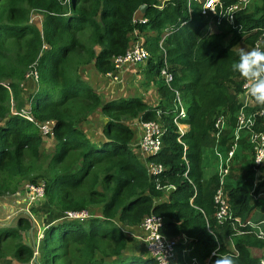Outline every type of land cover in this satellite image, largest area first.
I'll return each instance as SVG.
<instances>
[{
	"label": "trees",
	"instance_id": "obj_1",
	"mask_svg": "<svg viewBox=\"0 0 264 264\" xmlns=\"http://www.w3.org/2000/svg\"><path fill=\"white\" fill-rule=\"evenodd\" d=\"M256 1L234 12L229 22L219 15L228 14L237 0H219L215 13L206 15L194 0H69L67 6L59 0H0V194L11 190L9 182L15 177L29 176L23 157H40L39 126L54 122L55 152L43 183L45 203L55 216L41 239L42 264H57L71 246L81 264H156L125 253L129 239L123 227L139 228L150 214L164 220L163 236L184 235L190 241L185 254L178 244L176 264H188L192 258L203 263L218 243V254L232 256L236 264H259L264 240L246 233L247 227L234 236L228 222H217L214 195L219 178L217 173L206 178L202 166L207 149L219 145L228 150L233 143L245 81L230 65L238 60L239 45L250 50L262 40L264 48V0ZM142 6L147 23L133 24ZM32 12L41 14L40 22H30ZM211 24L215 30L208 33ZM134 30L154 34L144 45L149 52L145 76L159 82L155 106L139 97L104 101L79 75L80 68L92 63L101 76L112 71L111 59L129 48ZM164 61L173 74L171 89L159 80ZM30 73L37 76V88L29 97V115L13 114ZM174 91L186 106V118L180 121L188 126L184 135L173 123ZM260 110L251 101L245 112ZM219 116L225 118V130L217 139ZM134 120L155 121L165 128L161 151L147 158L164 169L155 177L131 147L134 134L128 122ZM85 124L91 129L101 125L102 135H96L97 128L87 134ZM254 130L264 131L262 118L256 119ZM238 146L225 188L233 216L245 222L259 210L254 197L264 189V179L252 191L253 151L244 135ZM259 171L264 173V165ZM155 181L175 190L165 195ZM30 182L38 184L36 179ZM67 211H87L93 217L62 219ZM30 227V220L20 218L16 227L0 228V252L5 240L20 241L21 231ZM226 237L233 238L237 255L229 254ZM33 254L32 246L16 244L14 255L21 264L29 263Z\"/></svg>",
	"mask_w": 264,
	"mask_h": 264
},
{
	"label": "built area",
	"instance_id": "obj_2",
	"mask_svg": "<svg viewBox=\"0 0 264 264\" xmlns=\"http://www.w3.org/2000/svg\"><path fill=\"white\" fill-rule=\"evenodd\" d=\"M63 6H67L69 0H59ZM250 0H237L236 9L230 13L231 15L237 10L244 9L247 4H249ZM204 4L202 5L201 13L206 15L207 11L210 13H215L216 6L219 4V0H204ZM165 2H161L159 7L163 6ZM192 12L190 6L188 7V13ZM229 14V13H228ZM228 20V19H227ZM229 21V20H228ZM232 22V21H231ZM133 24H145L147 23V19L143 17L140 12H137L133 19ZM140 31L134 30L131 34L132 39L129 48L125 51L123 55L115 56L111 59L112 63V71L105 74V78L113 83H122V75L123 71L127 68L134 67L139 65L149 58V52L146 49L143 42L138 40ZM160 47L162 45V40L159 43ZM255 48L264 49L262 46V40L256 44ZM27 77L32 78V80L36 81L37 76L35 73H30ZM159 77L162 83L171 89V83L173 81V74L169 71L166 62L164 61V65L160 70ZM245 84V83H244ZM244 84L242 86V92L239 95L240 103L242 107L239 112L235 116L236 118V127L232 131L233 143L230 148L224 149L221 146L217 145L213 148L214 156L217 161V175L219 178V187L214 195V203L216 205V214L215 218L219 224H224L228 222L232 229L235 231L234 236L244 234L243 231L240 230L241 227H247L249 229L248 234H252L257 240H264V218L262 219H253L242 222L239 218L233 216L228 191L226 190V184L228 182V177L230 175V163L236 155L238 147V142L242 138V135L247 137V141L250 144L253 151V163L256 169L255 174L253 175V186L252 191L258 184L259 180L256 178V173L264 163H256V157L258 153L264 151V131H255V123L257 118H262L264 120V110L257 111L255 113H246L245 109L250 105L251 98L246 96V90L244 88ZM175 99H174V109L176 111L175 118L173 119V123L176 125L177 132L179 135H184L188 126L180 122L181 120L186 118V106L183 103L180 94L178 91H174ZM28 116L29 113H19ZM141 135L137 144L134 146L141 160L144 161V164L147 168L148 174L150 176L155 177L156 175L161 174L164 169L163 167L155 162L148 161L147 158L149 156L157 155L162 148V137L165 132V128L162 127L159 123L155 121L148 122H139ZM40 133L43 136H53V128L54 122L48 121L41 126ZM215 129L217 132L215 133V137L218 139L220 134L225 130V118L219 116L215 121ZM178 142H181L178 140ZM156 182V188L161 190L165 195L169 194L171 191L175 190L173 185H167L164 187H160ZM24 192L26 203V215L30 216L28 212L29 206L33 205L37 201H41L45 199V184L43 182L38 184H27L22 188L19 192ZM261 195L264 196V193H257L256 198L258 201L262 200ZM192 201V199H191ZM93 215L87 211L81 212H71L67 211L62 214V219L65 220H79L84 221L86 219L92 218ZM158 220L160 222V227L155 223ZM30 222H32L30 220ZM164 223V220L156 215L150 214L144 217L141 224L139 225L140 235L138 237L139 242L142 245V249L145 257L152 259L156 264H176L177 260V246L181 244L184 246L183 254L190 251L188 245L190 241L184 236L181 235L178 238H168L163 236L160 233L161 227ZM46 229V228H45ZM44 234V233H43ZM43 238L41 235L40 240ZM226 249L229 251V254L237 255L235 250L234 242L232 237H226ZM228 243V244H227ZM162 245V251L164 253L165 259L162 256H157L153 251L156 250V245ZM219 243L218 247L219 248ZM213 257L210 256L203 261V263H199L197 259L192 258L188 264H211V259ZM259 264H264V251L262 252L261 259Z\"/></svg>",
	"mask_w": 264,
	"mask_h": 264
},
{
	"label": "rangeland",
	"instance_id": "obj_3",
	"mask_svg": "<svg viewBox=\"0 0 264 264\" xmlns=\"http://www.w3.org/2000/svg\"><path fill=\"white\" fill-rule=\"evenodd\" d=\"M194 1L197 3H200L201 6L204 4L203 3L204 0H194ZM256 2H257L256 0H250L249 4H247L246 7L251 8L254 4L258 3ZM41 19H42V16L40 13H37V12L31 13V16H30L31 23L40 22ZM214 30H215V27L211 24V26L208 27L207 32L208 33L213 32ZM150 35L153 36L154 34L148 31L139 33L138 40L145 43V41L150 37ZM131 40H133L132 37H131ZM242 47L246 49V47L242 44L238 46L239 49ZM145 68H146V61L134 67L125 69L122 75L123 82L120 83L121 85H119V87L123 88L122 92H125L126 90L124 86L128 87L129 95L132 96V94H135L139 98L145 95L144 97L147 99V101L153 104H157L156 90L154 88L156 87V85L158 86L159 82L157 81L156 84L153 82H150L146 78V76H144V78L141 79L140 75L146 74ZM82 72L83 70L80 71L79 73L80 76ZM127 74H129L130 77H133L132 81H130L129 78H125ZM136 77L138 78L136 79ZM27 79L30 80L31 82H34V84L37 86V83L34 80H32V78L28 77ZM159 80H161L160 77H159ZM136 84L139 85V87L137 86L138 91L136 90V88H134ZM150 85H153V86H150ZM110 86L113 89H116L115 87H113L115 86V84L113 85L110 84ZM97 87L101 88L102 85L98 86L97 84ZM150 89H154L153 92H150ZM141 90L143 91V95L141 93ZM104 93L105 91L103 92L102 95H104ZM121 94L119 93L117 94V92H115L114 95L118 96ZM104 96L110 97L106 93ZM126 96H128V94H126ZM101 98L104 101L108 100L104 98L103 96H101ZM10 112L13 114L29 113L30 112L29 96L21 98L20 102L17 105H15L14 108H11ZM103 120L105 121V119ZM104 121H101V122H104ZM83 129L84 131L87 132V134H88V131H93L94 129H96V135H99V136L102 135L101 125L97 127V125L94 124L93 128L91 129V124H85L83 125ZM93 134H95V131H93ZM134 135H136V133ZM40 152H41L40 157L37 160L31 159L28 155H25L23 157V163L29 166L30 168L29 176L25 178L15 177L9 182V184L11 185V190L10 191L4 190L5 192L0 194V228H3V227H13L14 228L17 226V220L20 218L31 220L32 221L31 223H33L35 226L32 234H30V229L27 231L26 230L21 231L20 241L7 239L2 243L1 252H0V264H21L20 262L16 261L15 255H14L17 243H22L24 245L29 246L30 248L33 243L35 244V249H33V247L32 249L34 252L33 258H36V263H34L32 259L29 263H22V264H42L41 259H40V253H39V247L41 245V240L39 238H41V235H43L45 228L48 225H50L49 223H51V220H53L52 218L55 216L54 212L50 207L46 205L45 200L43 199L41 201L35 202L33 205H31V207L29 206L28 212L30 213V216L28 217V215H26L27 201L25 200L24 192L22 191V192L17 193L18 191H21L22 188L25 187L27 184H32L30 182L31 179H36L37 183L47 181L46 176H47L48 164H49L50 158L53 156L55 152V142L51 136H43V144L40 147ZM204 155H205L206 161L204 164V158H203V164L206 167V175L208 176L211 172L217 171L218 163L215 159L213 150L207 149ZM70 161H71V157L68 158V162ZM260 173L261 172L259 170L256 173V177L260 180L258 183H260L264 179L263 177L264 173L262 172L263 173L262 176H260ZM229 182L232 185L235 184L234 181H232L231 179H229ZM259 193H264V192H262V190L260 189ZM263 198L264 196L261 195V199ZM123 230L125 231L129 239L128 247L125 253H127L128 255L135 253L137 255L145 256L141 243L139 242V240H136L135 238L138 235H140V229L135 228V229H131L130 231H128V229L123 227ZM72 247H75V246H71L70 250L66 253V256L64 257V259H62L57 264H81V261L77 257L74 251V248ZM42 252H43V244H42L41 253Z\"/></svg>",
	"mask_w": 264,
	"mask_h": 264
},
{
	"label": "clouds",
	"instance_id": "obj_4",
	"mask_svg": "<svg viewBox=\"0 0 264 264\" xmlns=\"http://www.w3.org/2000/svg\"><path fill=\"white\" fill-rule=\"evenodd\" d=\"M236 7V5L231 6L228 10L229 14H220L219 16L227 18L229 22L233 21L234 16L230 13H232ZM230 68L233 73H238L240 78L245 81L244 88L246 90V96L251 98L258 108L264 110V49L252 48L249 50L243 47L240 48L238 60L232 62ZM256 163H264V151L258 153ZM155 223L160 227V222L158 220H156ZM213 238L217 239L215 235H213ZM161 249L162 245L157 244L156 250L153 252L157 256H162L166 261ZM211 256L214 257L212 264H236L232 256L218 254V248L213 250Z\"/></svg>",
	"mask_w": 264,
	"mask_h": 264
},
{
	"label": "crops",
	"instance_id": "obj_5",
	"mask_svg": "<svg viewBox=\"0 0 264 264\" xmlns=\"http://www.w3.org/2000/svg\"><path fill=\"white\" fill-rule=\"evenodd\" d=\"M96 50H98V48L96 49ZM83 70V72L81 73V78L82 79H84V80H88L90 83H91V86L101 95V96H103L104 98H106V99H114V98H119V97H138L137 95H135V94H132V96L131 95H129V88L128 87H125L124 86V88L126 89L125 90V92H122L123 91V88H120L119 87V85H121L120 83H113V82H111V81H109V80H107L106 78H105V76H101V75H99L97 72H96V70H95V68H94V64L92 63V64H88V65H86V66H83L82 68H80V71H82ZM80 71H79V73H80ZM125 75V74H124ZM138 76V75H137ZM141 76V79H143L144 78V76H145V74H141L140 75ZM125 78H129L130 79V81H132V79H133V77H130L129 76V74H127L126 75V77ZM138 77H136V79H137ZM97 84H98V86L99 85H102V87L101 88H98L97 87ZM110 84H115V86H113V87H115L116 89H113L111 86H110ZM139 87V85L138 84H136V86L134 87V88H136V90L138 91V87ZM150 86H153V85H150ZM157 86V85H156ZM36 88H37V86L34 84V82H31L30 80H26V82L24 83V85H23V95H24V97H26V96H31V95H33L34 94V92H35V90H36ZM131 88V87H130ZM156 88L157 87H155L154 89L156 90ZM154 89H150V92H153V90ZM105 91V93L107 94V95H109L110 97H106V96H104L105 95V93H104V95H102L103 94V92ZM115 92H117V94L119 93V94H121V93H123V94H121V95H118V96H115L114 94H115ZM141 93H142V95H143V91L141 90ZM126 94H128V96H126ZM145 95H143L142 97H140L142 100L144 99V101H145V103H147L149 106H155L156 104H153V103H151V102H149V101H147V99L144 97ZM23 97V98H24ZM128 124L130 125V128L132 129V131H133V134H135L136 133V135H134V137H133V140H132V142H131V147L134 149V146L137 144V142L139 141V139H140V135H141V129H140V125H139V121L138 120H134V121H129L128 122ZM238 152V151H237ZM135 153H138V151L137 152H135ZM139 155V154H138ZM140 156V155H139ZM140 158V157H139ZM203 158H204V164H205V161H206V159H205V155L203 154ZM141 159V158H140ZM204 164H203V159H202V166H203V169H204V176L206 177V178H208L209 176H211V175H213V174H215L216 172L214 171V172H211L208 176L206 175V167L204 166ZM206 164H207V162H206ZM261 170V169H260ZM261 173H260V176H262V171H260ZM264 177V176H263ZM257 178V177H256ZM258 179V178H257ZM259 180V179H258ZM260 181V180H259ZM262 192H264V189H262ZM264 199H263V201L262 200H260V202H259V210H258V212H257V214H256V216L254 217V219H262V218H264V217H262V215H264ZM138 237H139V235L137 236V237H135L136 238V240H138ZM226 241H227V239L225 238L224 239V245H226Z\"/></svg>",
	"mask_w": 264,
	"mask_h": 264
},
{
	"label": "water",
	"instance_id": "obj_6",
	"mask_svg": "<svg viewBox=\"0 0 264 264\" xmlns=\"http://www.w3.org/2000/svg\"><path fill=\"white\" fill-rule=\"evenodd\" d=\"M145 9H146V6H142V7L140 8L139 12H140L141 14H143L144 11H145ZM34 227H35L34 224L31 223L30 234H32ZM32 247H33V249H35V244H34V243L32 244ZM33 262L36 263V258H33Z\"/></svg>",
	"mask_w": 264,
	"mask_h": 264
}]
</instances>
